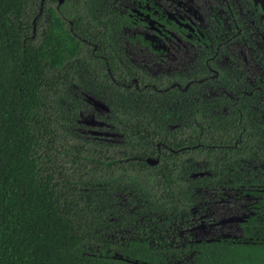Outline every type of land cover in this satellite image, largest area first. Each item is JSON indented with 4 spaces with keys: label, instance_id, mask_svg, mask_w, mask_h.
<instances>
[{
    "label": "flooded vegetation",
    "instance_id": "obj_1",
    "mask_svg": "<svg viewBox=\"0 0 264 264\" xmlns=\"http://www.w3.org/2000/svg\"><path fill=\"white\" fill-rule=\"evenodd\" d=\"M28 1L24 47L55 20L72 42L47 121L70 148L57 167L93 200L83 256L264 264L260 1Z\"/></svg>",
    "mask_w": 264,
    "mask_h": 264
},
{
    "label": "trees",
    "instance_id": "obj_2",
    "mask_svg": "<svg viewBox=\"0 0 264 264\" xmlns=\"http://www.w3.org/2000/svg\"><path fill=\"white\" fill-rule=\"evenodd\" d=\"M28 4L0 0V264H108L82 254L92 225L80 206L93 200L57 167L70 148L52 144L47 121L50 69L72 42L55 20L42 43L24 47Z\"/></svg>",
    "mask_w": 264,
    "mask_h": 264
},
{
    "label": "water",
    "instance_id": "obj_3",
    "mask_svg": "<svg viewBox=\"0 0 264 264\" xmlns=\"http://www.w3.org/2000/svg\"><path fill=\"white\" fill-rule=\"evenodd\" d=\"M260 1V3L263 5V7H264V0H259Z\"/></svg>",
    "mask_w": 264,
    "mask_h": 264
}]
</instances>
